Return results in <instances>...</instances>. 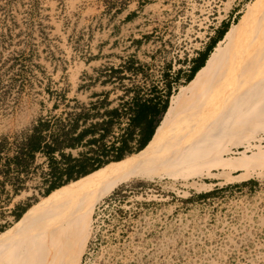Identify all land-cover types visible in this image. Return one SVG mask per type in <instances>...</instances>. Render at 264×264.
I'll return each mask as SVG.
<instances>
[{
  "label": "rangeland",
  "instance_id": "1",
  "mask_svg": "<svg viewBox=\"0 0 264 264\" xmlns=\"http://www.w3.org/2000/svg\"><path fill=\"white\" fill-rule=\"evenodd\" d=\"M258 1L0 0V141L10 142L0 153V234L16 224L17 205L45 197L46 162L39 157L24 188L8 199L12 184L1 171L16 136L40 117L66 116L76 100L118 107L137 92L170 100L195 77L187 82L192 60L202 52L196 63L204 61L225 21L237 24ZM230 27L201 67L207 73L231 54ZM252 136L248 144H228L221 154L228 166L191 173L149 165L145 175L110 185L93 201L75 264H217L218 250L230 242L247 264H264V127ZM5 259L0 250V264Z\"/></svg>",
  "mask_w": 264,
  "mask_h": 264
},
{
  "label": "bare ground",
  "instance_id": "2",
  "mask_svg": "<svg viewBox=\"0 0 264 264\" xmlns=\"http://www.w3.org/2000/svg\"><path fill=\"white\" fill-rule=\"evenodd\" d=\"M230 28L226 37L233 40V49L226 62L212 73L205 67L199 69L189 84L172 96L145 148L126 161L53 190L0 234V250L7 257L4 264H75L96 196L128 176L145 175L149 165L174 172L188 167L193 173L231 163L221 155L228 144L236 138L248 144L252 134L264 127V118L259 119L264 115V0L248 8ZM243 160L248 164L254 161L245 156ZM259 160L258 155L256 162ZM114 191L112 196L119 193ZM107 199L103 198L94 212Z\"/></svg>",
  "mask_w": 264,
  "mask_h": 264
},
{
  "label": "trees",
  "instance_id": "3",
  "mask_svg": "<svg viewBox=\"0 0 264 264\" xmlns=\"http://www.w3.org/2000/svg\"><path fill=\"white\" fill-rule=\"evenodd\" d=\"M228 26L229 24H225L219 33ZM217 37L214 38V45ZM211 50L207 52L200 65L195 63L191 66L187 81L195 76ZM170 93L169 88L168 96ZM154 97L145 98L137 92L130 101L118 107H111L109 101L105 99L92 101L89 104L76 100L75 110L67 112L66 116L38 118L31 128L14 138L13 154L6 156L3 165L6 170L1 172L5 175L6 182L12 184V192L8 194V199L18 195L24 188L30 171L37 164L39 157L46 162V169L42 174L45 184L43 195L47 196L71 181L78 180L110 162L121 163L127 155L145 148L151 139L149 136H152L159 125L161 116L164 117L170 101L168 97L159 106L152 102ZM128 114L131 115L130 122L124 133L117 142L108 145L107 137L115 126L121 125L122 119ZM149 114H151L150 120H148ZM5 142L6 150L10 149L8 138H2L0 153L4 150ZM82 148L86 150H81ZM75 150H79L77 155L73 154ZM4 183L5 181H2L3 185ZM30 206L31 204L28 203L21 208L18 205L15 207V222ZM5 227H2L1 232L6 230Z\"/></svg>",
  "mask_w": 264,
  "mask_h": 264
},
{
  "label": "snow or ice",
  "instance_id": "4",
  "mask_svg": "<svg viewBox=\"0 0 264 264\" xmlns=\"http://www.w3.org/2000/svg\"><path fill=\"white\" fill-rule=\"evenodd\" d=\"M262 256H264V244L261 245ZM217 264H247L238 244L230 242L227 246L218 250Z\"/></svg>",
  "mask_w": 264,
  "mask_h": 264
},
{
  "label": "crops",
  "instance_id": "5",
  "mask_svg": "<svg viewBox=\"0 0 264 264\" xmlns=\"http://www.w3.org/2000/svg\"><path fill=\"white\" fill-rule=\"evenodd\" d=\"M234 20H235V18L231 21V23L229 24V26H228L227 28H229V27L231 26V24H232V22H233ZM228 22H229V21L226 20V21H225V24H228ZM225 24H224V25H225ZM227 28H225L224 30H222V31L218 34L217 41H216V44L214 45V47H215V46L218 44V42L224 37V35H225L226 31H227ZM212 39H213V38H212ZM214 47L212 48V50L214 49ZM206 48H207V47H206ZM212 50H211V51H212ZM211 51L209 52V54L211 53ZM201 53H202V52H201ZM201 53H200V54H201ZM200 54H199V56H200ZM209 54H208V56H209ZM199 56L196 57V58H194V59L192 60V66L196 63V61H197V59L199 58ZM208 56H207V58H208ZM206 60H207V59H206ZM205 62H206V61H205ZM204 64H205V63H204ZM204 64H203V65H204ZM203 65H202V66H203ZM202 66H201V67H202ZM201 67H200V68H201ZM200 68H199V69H200ZM199 69H198V70H199ZM184 73H185V71H180V72H179V77H182ZM187 82H188V81H187ZM187 82H186V83H187ZM186 83H185V84H186ZM169 88H170V90H171V84H169ZM169 88H168V92H169ZM166 99H167V98L163 97V96L161 95V93H158V95H155L154 100H153L152 102H154L155 104H158L159 106H161V104H163L164 101H165ZM169 102H170V101H169ZM150 115H151V114L148 115V120L151 119V116H150ZM158 116H159V115H158ZM158 116H157V117H158ZM152 125H154V123H153ZM155 129H156V128H155ZM154 133H155V130L153 131V134H152V136H151V139H152ZM151 139H150V140H151ZM150 140L148 141V143L150 142ZM148 143H147V144H148ZM147 144H146V146H147Z\"/></svg>",
  "mask_w": 264,
  "mask_h": 264
},
{
  "label": "built area",
  "instance_id": "6",
  "mask_svg": "<svg viewBox=\"0 0 264 264\" xmlns=\"http://www.w3.org/2000/svg\"><path fill=\"white\" fill-rule=\"evenodd\" d=\"M199 54V53H198ZM190 69H191V67H190ZM154 96V95H153ZM152 96V97H153ZM130 114H128V115H126L124 118H126L125 120H126V122L124 123L123 122V120H124V118L122 119V122H121V125L120 126H118L119 128H118V130L119 131H114L113 130V132L107 137V139H106V142H107V144L108 145H111L112 143H114V142H117L118 140H119V138H120V136L124 133V131H125V128L126 127H124V128H122L123 127V125L124 124H127V126H128V124H129V122H130Z\"/></svg>",
  "mask_w": 264,
  "mask_h": 264
}]
</instances>
